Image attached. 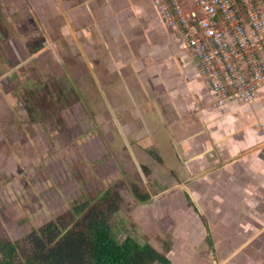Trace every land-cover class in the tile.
<instances>
[{"label":"crops","instance_id":"obj_1","mask_svg":"<svg viewBox=\"0 0 264 264\" xmlns=\"http://www.w3.org/2000/svg\"><path fill=\"white\" fill-rule=\"evenodd\" d=\"M20 2L41 28L0 18V155L21 137L18 99L89 104L117 157L166 186L147 209L170 264H264V85L215 107L153 0Z\"/></svg>","mask_w":264,"mask_h":264},{"label":"rangeland","instance_id":"obj_2","mask_svg":"<svg viewBox=\"0 0 264 264\" xmlns=\"http://www.w3.org/2000/svg\"><path fill=\"white\" fill-rule=\"evenodd\" d=\"M12 1L17 5L0 0V18L21 24L20 31L30 36L41 23L34 20L26 2L23 5L20 0ZM18 5L23 8L19 14ZM70 86L61 92L69 93ZM51 88L55 89V84ZM47 97H40L39 101L18 99L21 137L11 146L12 155L4 157L5 152L0 155V240L18 243L23 257L32 248L30 235L34 228L70 207L98 200L110 189L120 198L110 223L113 238L121 242L132 237L140 244L145 241L151 244L149 240L158 236L162 245L156 244L157 248L166 255L173 242L162 240L165 236L156 233L148 219L152 212L147 209L151 198L166 193V186L153 181L147 168L132 160L123 163L125 160L117 157V149L111 147L117 143L105 136L98 126L102 119L91 115L89 104L80 101L54 104ZM132 186L146 195L148 202L138 203L131 195Z\"/></svg>","mask_w":264,"mask_h":264},{"label":"built area","instance_id":"obj_3","mask_svg":"<svg viewBox=\"0 0 264 264\" xmlns=\"http://www.w3.org/2000/svg\"><path fill=\"white\" fill-rule=\"evenodd\" d=\"M180 37L214 106L251 104L264 85V0H153Z\"/></svg>","mask_w":264,"mask_h":264},{"label":"trees","instance_id":"obj_4","mask_svg":"<svg viewBox=\"0 0 264 264\" xmlns=\"http://www.w3.org/2000/svg\"><path fill=\"white\" fill-rule=\"evenodd\" d=\"M129 189L138 203L148 202L136 188ZM119 201L117 192L109 189L92 203L68 208L34 228L32 248L23 257L18 243L1 239L0 264H170L166 255L146 242L113 238L110 223Z\"/></svg>","mask_w":264,"mask_h":264}]
</instances>
